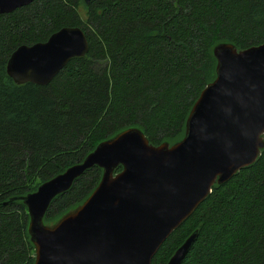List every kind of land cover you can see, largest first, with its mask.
<instances>
[{"label":"trees","instance_id":"1","mask_svg":"<svg viewBox=\"0 0 264 264\" xmlns=\"http://www.w3.org/2000/svg\"><path fill=\"white\" fill-rule=\"evenodd\" d=\"M65 26L83 28L88 53L47 85L17 84L6 69L13 51ZM221 42L263 44L264 0H34L0 14V264L35 263L27 206L2 203L37 190L127 127H140L156 145L180 140L216 77L213 48ZM101 175L95 166L77 178L45 221L83 202ZM196 229L181 264H264V149L213 187L152 264H167Z\"/></svg>","mask_w":264,"mask_h":264},{"label":"water","instance_id":"2","mask_svg":"<svg viewBox=\"0 0 264 264\" xmlns=\"http://www.w3.org/2000/svg\"><path fill=\"white\" fill-rule=\"evenodd\" d=\"M33 1L0 0V14ZM89 47L83 28L65 26L46 41L16 48L7 73L17 84L47 85ZM213 54L216 77L193 105L180 140L156 145L140 127H127L37 190L2 203L27 206L34 264H152L216 184L258 160L264 149V43L239 49L221 42ZM95 166L102 175L91 194L46 222L54 198ZM197 237L198 229L167 264H181Z\"/></svg>","mask_w":264,"mask_h":264}]
</instances>
